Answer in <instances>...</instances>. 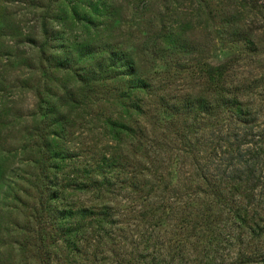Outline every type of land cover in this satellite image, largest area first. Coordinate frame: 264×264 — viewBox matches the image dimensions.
Segmentation results:
<instances>
[{
  "label": "trees",
  "instance_id": "1",
  "mask_svg": "<svg viewBox=\"0 0 264 264\" xmlns=\"http://www.w3.org/2000/svg\"><path fill=\"white\" fill-rule=\"evenodd\" d=\"M96 1L39 0L41 40L33 35L26 40L34 45L38 41L36 48L41 56L39 63L44 65V74L65 75L74 81L70 89L62 87L65 94L60 99V105L70 109L71 116L80 99L84 105L92 99L95 87L107 83L118 85L114 90V118L111 116L107 122L109 136L114 141V158L103 156V161L97 162L95 167L78 166L74 152L63 142L68 119L58 114L50 103H47L41 128L35 130L36 134H29L25 150L20 152L22 155L28 153L24 156L32 165V175L19 179L25 188L17 180H8L9 159L0 142L2 210L14 215V208L22 209L42 233L46 232L45 228L49 229L45 237L51 241L44 254H36L39 258L37 264H64L71 256L75 260L84 255V244L90 241L84 222H97L98 225L114 222L115 233V230H121V222L128 220H176L182 222V234H188L189 238L194 237L200 243L195 246L193 243L194 250L208 240L204 249L208 260L210 252H216L215 249L224 243L221 240L224 235H227L225 241L229 243V252L232 247L235 249L245 244L247 250L255 241H264V118L263 107L255 99V89L263 87L264 82L246 86L244 81L245 88L242 82H236L233 67L240 59L231 58L218 64L206 62L197 68L205 93L191 94L187 100L172 103L161 94L162 90L154 88L139 75V68L127 51L115 46L102 49L86 40V34L98 29L96 24L107 8L101 0ZM213 1L217 0H199L205 4V9ZM220 11L217 17L228 29V40L234 44L243 42L252 54L260 55L259 47L251 48L255 42L248 40L239 20H254L252 24L260 25L264 38V0H226ZM220 11L217 10L216 14ZM144 96H149L151 102L143 101ZM152 111L171 119L179 117L184 121L182 130L196 139L191 144L190 153H196L193 180L197 179L198 183L191 195L179 191L183 183L172 188L173 178L168 186L173 193L167 198L158 196L157 191L164 179L156 174L151 178L141 177V172L125 175L130 165L128 149L142 148L144 140L149 138L148 129L143 124L152 118V114L156 115ZM208 128L216 132L208 133ZM32 140L35 141L33 146ZM203 141L210 145V151L206 163L201 164L196 156L201 153ZM28 147L36 154H30ZM112 168L114 208L107 198L98 206L80 204L82 197L92 193L103 196L109 187L113 189L109 176L104 177ZM23 196L27 200L24 201ZM155 198H162V201L153 200ZM225 231L228 234H224ZM114 243L118 246L121 241L114 236ZM143 243L147 245V253L150 245L158 247L152 236ZM193 249L183 248V258ZM158 251L152 254V259L144 257L142 264H164L159 262ZM1 255L0 252V264H18L10 256L6 259ZM253 258V255L241 252L232 264H252ZM97 261L95 255L92 264H98ZM75 263L71 261L70 264Z\"/></svg>",
  "mask_w": 264,
  "mask_h": 264
},
{
  "label": "rangeland",
  "instance_id": "2",
  "mask_svg": "<svg viewBox=\"0 0 264 264\" xmlns=\"http://www.w3.org/2000/svg\"><path fill=\"white\" fill-rule=\"evenodd\" d=\"M134 2L101 0V4L107 5V8L105 7L96 24L98 29L90 31L85 38L90 45L100 46L102 49L115 46L127 51L137 64L139 75L154 88L162 90L161 94L167 96L170 102L179 103L187 100L191 94L205 93L197 68L206 62L218 64L231 58L240 59L236 65L233 63L235 66L233 74L231 73L236 82H242L244 88L245 82L246 86L264 82V38L260 25L252 24L254 20L251 18L239 20L248 40L255 42L251 48L259 47L260 55L252 54L243 42L231 43L228 40V29H225L217 17L226 0L213 1L210 5L208 3L209 7L206 9L205 4L199 0ZM38 5L39 0H0V142L2 141L3 153H7L9 159L7 178L13 181L32 175V165L28 164L27 157L24 156L28 153L22 155L20 152L25 150L29 134H36L35 130L41 128L47 103L63 118L68 119L69 126L63 142L74 152L78 166L87 164L95 167L97 162L103 161V156L114 158V141L109 136L107 122L111 116L114 118V90H117L118 85L107 83L95 87L92 99L88 100L87 105L81 104L80 99L71 116L70 109H64L60 105V99L65 94L62 87L70 89L74 81L64 77L65 75L57 77L54 74H44V65L39 63L41 56L36 46L41 40V10L37 9ZM217 10L220 12L216 14ZM32 35L39 39L35 41V45L27 41L33 38ZM255 92V99L263 107L264 118V86L255 89ZM143 101L151 102V98L144 96ZM183 124L184 121L179 117L171 119L165 114H152V118L143 124L149 134L148 140H144L145 146L136 150L128 149L130 165L125 175H138L141 172V177L151 178L156 174L164 179L157 191L158 196L170 197L172 188L178 187L180 183H183L180 192L185 195L195 193L198 182L197 179L193 180L196 176L193 159L196 153L190 152L191 144L196 139L182 130ZM206 132L213 133L216 130L208 128ZM34 142L31 141L32 146ZM27 150L30 154H36L31 151V147ZM200 151L196 158L201 164L206 163L210 145L203 141ZM107 171L104 177L109 176L113 189L109 187L103 196L92 193L82 197L80 204L93 207L108 199L114 208V168ZM171 178L172 188H168ZM19 182L25 188L24 183ZM156 199L158 198L153 200ZM161 199L158 200L161 202ZM1 200L2 198L1 257L8 259L10 256L18 264H37L39 258L36 254H44L45 247L51 241L45 237L49 229L45 228L46 232L42 233L41 228L30 222L28 213L22 209L19 211L14 208V215L8 214L2 210ZM23 200H27V197L23 196ZM96 223L84 222L87 239L90 241L84 244L85 256L79 255L75 260L72 256L69 257L75 264H92L95 255L98 264H115L119 261H122L121 264H142L144 257H151L158 249L159 262L164 264H232L233 259L241 252L254 256L252 264H264V241H255L247 250L244 249L245 244L235 249L232 247V252H229V243L225 241L227 235H224V239L221 238L224 243L215 249L216 252H210L208 260L207 251H204L208 240L194 250V246L200 243L194 237L182 234V222L176 220H128L121 222V230H115V233L114 222H107L109 225ZM226 229L228 228L224 230ZM224 234H228L227 231ZM114 236L117 241H121L118 246L114 243ZM150 236L157 240L158 247L150 245L147 253V245L143 242ZM183 248L193 251L183 258ZM69 260L64 264H70Z\"/></svg>",
  "mask_w": 264,
  "mask_h": 264
}]
</instances>
